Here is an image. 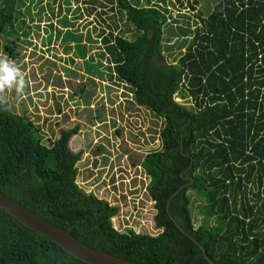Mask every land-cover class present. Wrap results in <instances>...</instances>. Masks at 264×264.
Returning a JSON list of instances; mask_svg holds the SVG:
<instances>
[{
	"label": "trees",
	"instance_id": "16d2710c",
	"mask_svg": "<svg viewBox=\"0 0 264 264\" xmlns=\"http://www.w3.org/2000/svg\"><path fill=\"white\" fill-rule=\"evenodd\" d=\"M84 2L107 26L101 46L113 74L161 120L160 148L139 163L159 231L118 232L117 208L76 182L80 154L68 141L77 128L54 138L2 98L0 191L92 249L134 264H210L193 239L214 264H264V0H220L203 11L173 64L155 61L164 59L166 0ZM23 3L0 0V35L29 14ZM113 4L135 29L132 40L108 23ZM7 46L13 54L15 42ZM178 94L189 106L175 101ZM192 194L203 200L198 226ZM0 264L86 263L0 211Z\"/></svg>",
	"mask_w": 264,
	"mask_h": 264
},
{
	"label": "rangeland",
	"instance_id": "374dc122",
	"mask_svg": "<svg viewBox=\"0 0 264 264\" xmlns=\"http://www.w3.org/2000/svg\"><path fill=\"white\" fill-rule=\"evenodd\" d=\"M23 1L21 10L29 14L14 21L10 36L5 30L0 35V58L17 66L24 84L22 88H0V98L54 138H59L62 130L77 128L68 141L69 150L80 154L77 184L117 208L111 222L118 232L131 228L156 235L153 202L145 191L148 178L139 163L146 153L160 148L161 120L134 103L130 88L113 74L101 46L102 30L106 32L107 26L94 12L87 14L90 4L85 0ZM178 1L166 0L171 17L164 26V59L157 56V64L177 63L191 43L195 27L200 28L202 12H210L220 0ZM156 2L160 0H151V4ZM141 4L145 5V0ZM112 8L108 23L132 40L135 29L115 4ZM22 18L25 27L22 22L17 24ZM10 41L16 46L13 54L11 49L4 50ZM87 68L100 74L86 75ZM175 101L189 106L179 94ZM80 176L87 178L85 184L79 181ZM192 198L194 224L198 226L203 200L195 194Z\"/></svg>",
	"mask_w": 264,
	"mask_h": 264
},
{
	"label": "water",
	"instance_id": "95a60500",
	"mask_svg": "<svg viewBox=\"0 0 264 264\" xmlns=\"http://www.w3.org/2000/svg\"><path fill=\"white\" fill-rule=\"evenodd\" d=\"M185 178L187 179L188 177ZM0 211L8 213L27 228L44 236L45 238L56 244L58 247H60L62 250H64L66 253L86 264H134L119 257L97 251L81 243L70 233L56 227L34 212L22 207L17 202L5 196L1 191ZM170 218L173 220V222L176 223V221L171 216ZM193 241L200 247L208 262L210 264H214L213 261L207 256L205 249L196 240L193 239Z\"/></svg>",
	"mask_w": 264,
	"mask_h": 264
},
{
	"label": "clouds",
	"instance_id": "9594fccd",
	"mask_svg": "<svg viewBox=\"0 0 264 264\" xmlns=\"http://www.w3.org/2000/svg\"><path fill=\"white\" fill-rule=\"evenodd\" d=\"M23 78L17 66L5 58H0V88H22Z\"/></svg>",
	"mask_w": 264,
	"mask_h": 264
},
{
	"label": "crops",
	"instance_id": "0c3cea01",
	"mask_svg": "<svg viewBox=\"0 0 264 264\" xmlns=\"http://www.w3.org/2000/svg\"><path fill=\"white\" fill-rule=\"evenodd\" d=\"M69 148V147H68ZM79 179V178H78ZM87 178L86 177H82V176H80V179H79V181H81L82 183H84L85 184V180H86ZM94 194H96V193H94ZM98 196V195H97ZM101 198V197H100ZM103 199V198H102ZM105 200V199H104Z\"/></svg>",
	"mask_w": 264,
	"mask_h": 264
}]
</instances>
